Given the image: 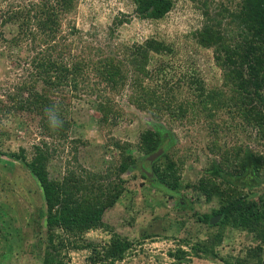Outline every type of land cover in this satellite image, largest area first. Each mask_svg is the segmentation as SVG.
<instances>
[{"label":"trees","instance_id":"obj_1","mask_svg":"<svg viewBox=\"0 0 264 264\" xmlns=\"http://www.w3.org/2000/svg\"><path fill=\"white\" fill-rule=\"evenodd\" d=\"M188 1L195 5L202 18L200 27L191 33V37L198 47L211 51L212 62L220 72V85L204 89L200 81L191 79L197 101L183 103L174 101L172 88L165 89L163 93L148 88L150 90L141 101H134L135 106L153 115L166 110L173 120L184 118L186 113H190L192 119L202 112L206 118L225 112L231 115L232 120L254 130L255 143L261 145L262 150L244 148L241 151L237 148L228 158L221 153L220 160L210 161L204 170L205 177L194 186L186 185L204 201L217 200V209L209 214H192L197 222L206 226H209L210 217L220 215L215 225L217 232L210 235L208 241L191 245L190 252L178 247L167 254L175 263L187 262L188 255L215 257L213 247L220 244L222 231L230 228L251 235L256 245L244 249L242 256L219 261L222 264H264V189L259 190L260 185L264 186V0H232L233 7H230L231 0H227L229 7L213 0ZM130 2L137 19L150 21L163 18L173 6L172 0ZM74 7L75 0H36L9 4L0 12V28L14 27L9 40H4L0 31V43L15 47L28 42L30 52L27 80L20 83L17 93H7L0 98V114L7 116L14 110L27 115V119L35 121L42 134L50 140L66 138L70 124L63 119L64 102L69 103L79 92L95 95L99 122L106 123L110 118L119 117L120 112L113 107L112 100L104 98L102 92L108 89L117 93L129 79L132 87L135 85L144 90L141 87L143 80L162 79L167 66L158 64L151 70L147 69L152 56L172 54L171 46L154 37L129 46L119 45L108 53L97 47L83 46L76 54L73 42L67 43L65 37L60 36V20ZM124 18L115 19L114 26L125 22ZM68 33L72 35L77 31L70 27ZM50 106L55 107L63 122L58 132L50 130L47 123L45 109ZM53 111L50 109L49 114ZM161 136L157 128L140 133L139 150L143 155L164 150L165 139ZM111 146L118 152L114 175L119 180L132 161L129 155L122 154V146L118 142H112ZM218 150L219 147L217 150L215 147L212 152ZM164 154L161 158L165 157ZM0 156L6 157L7 163H4L7 165L18 163L24 171L26 183L38 194L39 208L43 210L40 226L45 230V239L37 245L40 264H64L60 250L65 244L72 249H90L93 256L89 258L90 262H98L101 258V264L120 260L130 248V243L114 235L97 251L96 244L76 245L86 232L102 226L103 211L112 207L123 191L120 181L118 184L113 182L111 186L109 183L100 185L99 180H106L108 174H84L83 179L71 171L60 179H51L48 173L51 153L44 140L32 145L28 153L23 148L6 153L0 150ZM173 167L172 162H167L163 174H159L154 165L148 170L139 168V173L144 178L149 171L153 178L149 183L151 188L164 193L168 199H178L179 183ZM56 229L72 240L55 236L53 232ZM181 243L187 245V241Z\"/></svg>","mask_w":264,"mask_h":264},{"label":"rangeland","instance_id":"obj_2","mask_svg":"<svg viewBox=\"0 0 264 264\" xmlns=\"http://www.w3.org/2000/svg\"><path fill=\"white\" fill-rule=\"evenodd\" d=\"M28 1L36 0H0V12L6 5ZM172 1L170 11L157 21L137 19L132 13L130 0H75L74 9L60 20V36H64L67 43L73 42L76 54L83 46L97 47L108 53L119 45L141 43L150 37L171 46L172 54L152 56L146 66L151 70L158 64H167L162 79L143 80L141 87L144 90L135 85L132 87L129 79L117 93L108 89L102 92L104 98L112 100L113 107L120 112L119 117L100 123V115L95 110V95L79 92L76 98L63 104V119L70 124L66 138L50 140L42 134L35 121L27 119V115L11 109L12 114H0V150L3 153L17 152L19 148L28 153L32 145L44 140L51 153L48 162L51 179H60L71 171L83 179L84 174H108L106 180L98 181L100 185L109 183L111 186L113 182H121L123 191L113 206L103 211L102 226L86 232L76 243L96 244L97 251L113 235L125 239L130 248L112 264H222L219 259L242 256L244 249L256 245L251 235L225 228L220 244L213 247L215 257L188 255V261L183 263H175L168 257L167 253L178 247L190 252L191 245L208 241L210 235L217 232L215 225L218 222L206 226L192 215L216 210L217 200L204 201L186 185L194 186L205 177L204 170L210 161L220 160L221 153L228 158L237 148L241 151L244 148L262 150L261 145L255 143L254 130L232 120L231 115L225 112H218L211 118H206L202 112L192 119L190 113H186L184 118L173 120L166 110L153 115L136 108L134 101H141L150 89L163 93L165 89L172 88L174 101L183 103L197 101L191 79L200 81L204 89L220 85V72L212 62L211 51L198 47L191 37L202 21L199 10L188 0ZM213 2L229 7L227 0ZM123 17L125 22L114 26L113 21ZM70 27L77 33L69 34ZM0 31L3 39L9 40L14 27L3 26ZM28 50V42L15 47L0 43V98L7 93H17L20 83L27 80L30 72ZM155 128L160 129L161 137L165 139V157L161 158V154L147 164L143 160L146 156L139 150V135ZM112 142H118L122 146V154L129 155L132 161L119 180L114 175L118 152L112 148ZM215 147L219 150L212 152ZM5 161L7 163L6 157L0 156V264H40L37 245L45 239V230L40 226L43 210L39 208L38 194L26 183L19 164L7 165ZM167 162L173 163L178 178V199H168L164 193L151 188L149 183L153 178L149 171L144 178L139 173V168L148 170L154 165L158 173L163 174ZM262 189L264 186L260 185L259 190ZM53 233L63 240H72L60 229ZM181 241H187V245ZM262 247L264 256V242ZM60 255L64 264L102 263L101 258L98 262H90L89 258L93 257L90 249H72L66 244Z\"/></svg>","mask_w":264,"mask_h":264},{"label":"clouds","instance_id":"obj_3","mask_svg":"<svg viewBox=\"0 0 264 264\" xmlns=\"http://www.w3.org/2000/svg\"><path fill=\"white\" fill-rule=\"evenodd\" d=\"M50 109H54L52 114H49ZM45 116L47 117V123L50 130L53 132H58L63 127V122L54 106H50L49 108L45 109Z\"/></svg>","mask_w":264,"mask_h":264},{"label":"water","instance_id":"obj_4","mask_svg":"<svg viewBox=\"0 0 264 264\" xmlns=\"http://www.w3.org/2000/svg\"><path fill=\"white\" fill-rule=\"evenodd\" d=\"M165 136V135H164ZM163 153V149H158L157 151H155L154 153L144 157V161L147 163V164H151L154 160H156L161 154ZM220 220V215H217V216H213V217H210L208 219V222L207 224L208 225H211L213 223H217L218 221Z\"/></svg>","mask_w":264,"mask_h":264}]
</instances>
